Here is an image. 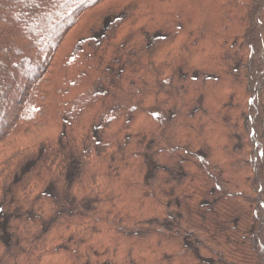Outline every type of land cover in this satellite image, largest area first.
Here are the masks:
<instances>
[{"label":"trees","instance_id":"obj_1","mask_svg":"<svg viewBox=\"0 0 264 264\" xmlns=\"http://www.w3.org/2000/svg\"><path fill=\"white\" fill-rule=\"evenodd\" d=\"M0 208V264H264V0H0Z\"/></svg>","mask_w":264,"mask_h":264},{"label":"rangeland","instance_id":"obj_2","mask_svg":"<svg viewBox=\"0 0 264 264\" xmlns=\"http://www.w3.org/2000/svg\"><path fill=\"white\" fill-rule=\"evenodd\" d=\"M64 16H66V15H64ZM11 96H12V93L10 94ZM8 115V114H7ZM39 137H40V134H38V133H33V134H27L25 137H24V139H23V141H27V140H32V141H34V142H38L37 140L39 139Z\"/></svg>","mask_w":264,"mask_h":264},{"label":"snow or ice","instance_id":"obj_3","mask_svg":"<svg viewBox=\"0 0 264 264\" xmlns=\"http://www.w3.org/2000/svg\"><path fill=\"white\" fill-rule=\"evenodd\" d=\"M3 211V209L2 208H0V212H2Z\"/></svg>","mask_w":264,"mask_h":264}]
</instances>
